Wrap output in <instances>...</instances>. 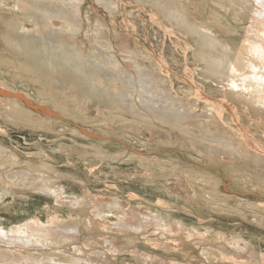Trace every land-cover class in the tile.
Returning <instances> with one entry per match:
<instances>
[{
  "label": "bare ground",
  "instance_id": "bare-ground-1",
  "mask_svg": "<svg viewBox=\"0 0 264 264\" xmlns=\"http://www.w3.org/2000/svg\"><path fill=\"white\" fill-rule=\"evenodd\" d=\"M18 1L13 0L14 10L15 8L19 10L21 6ZM134 1L141 6L140 11L147 5L152 8L148 13L158 27L167 29L170 26L159 15L163 13L170 21L178 23L179 27L187 29L196 37L201 36L202 41L196 42L198 45L194 50L191 49L189 36L185 37L183 39L185 47L180 48L182 51H179L180 56H176V59L166 51L167 44L160 56L151 49H147L143 54V51L126 49V54L129 55L127 58L129 68L118 65V60L113 54L112 42L101 41L91 56L93 60L94 57L97 58L91 64V69L99 76L97 80L101 95L109 102L117 100L124 106L134 108L139 114L149 117L151 122L157 121L156 124L176 123V128L183 136H204V139L196 143L199 155L189 157L200 166L210 165L225 170L228 166L236 169L244 162L248 166L262 167L264 161L251 157L254 150L244 153L247 158L241 160L240 156L244 151L228 127L232 126L234 131L255 136L249 127L261 123L259 127L262 128L261 134H264V0L242 1V4H250L251 21L245 36L241 37V44L236 49L233 48V41L229 35V26L223 23L226 19L224 13L217 12L213 16L211 12L203 10L200 12L203 18L200 16L202 18L200 22L195 23L190 18L193 14L187 10L182 0ZM82 2L83 0L68 2L36 0L33 4L39 6L42 17L49 23L53 18H57L68 28L65 31L75 36L82 27L80 8ZM115 3L116 0H108V4ZM3 4L0 0V5ZM218 4L225 7L223 2ZM211 16L213 18H210ZM188 31L186 33L189 34ZM52 33L50 31L46 36L53 45ZM96 34L99 35V31L96 30ZM139 42L136 43L138 47L141 46ZM27 46L32 47L33 43L27 42ZM34 47L38 52L37 44ZM57 48L49 55L48 63L55 62L70 75L86 77L89 82L96 81L94 75L84 73L83 58L80 55L71 58L64 46L59 45ZM43 49L47 53V49L45 47ZM190 51H193V60L198 65V70L188 66L191 60ZM169 59H175L179 66H185V71L192 70L194 73L202 74L205 85L220 93V97L215 98L199 90L204 94L209 107L185 104L173 93L175 88L172 79L168 80L163 76L164 72L170 74L173 71ZM190 83L195 86L192 79ZM15 99L27 105L33 101L30 93L22 90H15ZM27 113L23 115L28 116ZM217 121L224 126L218 125ZM185 127L193 128V133L187 134L181 130ZM257 142L261 145L259 140ZM257 142L252 149H258ZM185 144L191 146L190 142ZM132 153H129V158ZM18 154L15 152L12 156L5 145L0 143V174H3L2 170L12 162H19ZM37 154L40 158L47 156L43 151ZM226 155L230 157V161L224 159ZM28 158L30 162L34 161L31 156ZM120 160L121 163L123 160L127 161L125 157ZM137 160L139 161L137 168H141L142 174H138L129 185L138 183L140 188L148 190L157 198L153 203L149 201L145 204L140 201L136 203L137 207L130 210L125 208L119 195L111 197L106 206L101 207L89 201L86 191L66 190L64 186L56 185L54 180L58 176L60 178L59 172L54 169L53 172L49 167L48 169H51L49 171L53 172L55 177L51 178L50 174L46 176V172L43 173L42 169L36 167L31 168L32 170L22 168L9 174L7 182L0 177L1 209L20 204L24 209L22 217L26 218L22 225H15L10 214L8 219L0 216V264H113L109 261L106 249L96 250L95 245L88 244L86 249H75L76 254L68 249L52 247L53 245L61 247L76 241L78 239L76 235L82 233L87 226L93 227L97 222H101L108 230L116 229L127 235L148 234L144 243L148 241L152 247L160 248L171 255L164 256L165 253L159 255L156 253L159 249L152 252L142 250L138 245L141 242L136 238L121 243L105 238L102 241L101 246L110 250L111 246L115 245L118 247L131 245L141 257L140 264H264V238L259 236V232L264 233V213L261 206L247 202L236 193L233 195L236 202L229 204L225 212L220 211L217 199L219 197L215 196L214 191H222L223 188L213 187L211 185L213 182L207 175L195 177L182 168H175L173 172H166L161 168L157 170L149 166L154 161L143 155H139ZM34 174L39 177L38 180L34 179ZM196 179L201 182V187L192 184ZM202 187L208 190L202 191ZM23 188H28V191L19 198V191ZM28 192L51 196L57 206L49 204L31 216L29 212L31 205L28 203L35 195H28ZM162 196L168 197L169 200L163 199ZM39 198L43 199L41 194ZM8 203L11 205L8 206ZM113 210H118L117 213L121 211L115 222L109 221ZM46 216L49 219L45 221ZM244 228L249 232L252 229V234L241 233ZM159 239L173 242L174 247L164 248L156 242ZM90 242L100 244L96 239Z\"/></svg>",
  "mask_w": 264,
  "mask_h": 264
},
{
  "label": "rangeland",
  "instance_id": "rangeland-1",
  "mask_svg": "<svg viewBox=\"0 0 264 264\" xmlns=\"http://www.w3.org/2000/svg\"><path fill=\"white\" fill-rule=\"evenodd\" d=\"M2 1L4 4L0 5V91L3 93L0 92V143L5 145L12 156L15 152L19 153V162H12L2 170L3 174H0L5 182L8 181L9 174L22 168L42 169L41 171L46 172V176L50 174L51 178L55 177L54 169L60 175V178L58 176L54 180L56 185L64 186L66 190L86 191L89 201H93L101 207L106 206L111 197L119 195L123 199L125 208L130 210L137 207L136 203L140 201L145 204L149 201L153 203L157 198V196L151 195L148 190L140 188L138 183L135 184L136 186L129 185L138 174H142L141 168H137V163H139L137 157L143 155L154 161L149 166L157 170L161 168L166 172H173L175 168H182L184 171L194 174L195 177L202 174L207 175L213 182L211 184L213 187L223 188L222 191H214L215 196L219 197L217 199L220 211L225 212L228 210L229 204L236 202V197L233 195L237 193L247 202L257 203L262 207L264 213V164L262 167H258L248 166L243 162L236 169L228 166L225 170L210 165L200 166L189 157L190 155H199L196 143L204 139V136H183L181 131L176 128V123L166 125L162 122L159 124H156L157 121L151 122L149 117L139 114L134 108L124 106L117 100L109 102L99 92L100 87H98L97 80L99 76L91 69V64L97 58L94 57L93 60L91 56L101 41L112 42L113 54L119 63L117 64L129 68L127 61L129 55L126 54V49L143 51L142 54L147 49H151L160 56L167 44L166 51L176 59V56H180L178 55L179 51L185 47L183 44L185 37L189 36L188 39L192 44L191 49L195 50L198 45L196 42L202 41L201 36L196 37L187 29L179 27L178 23L170 21L163 13H159V15L170 26L167 29L160 26L159 28L148 13L152 8L147 5L148 7L146 6L140 11L141 6L134 0H116L114 5L108 4V0H83L80 5L82 27L75 36L65 31L68 28L61 20L53 18L54 20L52 19L49 23L47 19L43 18L39 6L33 4L36 0H16L21 5L19 10L13 9V0ZM58 1L68 2L70 0ZM242 1L182 0L187 6V10L193 14L190 15V18L195 23H199L203 18L200 13L203 10L211 12L213 16L217 12L224 13L226 19L223 20V23L229 26V35L235 49L241 44V37L245 36L251 21L249 17L250 4H242ZM218 2L225 3V7H220ZM31 3L33 6L29 5ZM96 30L99 31V35L96 34ZM50 31L54 35L52 37L53 45L46 36ZM138 41H140V47L136 46ZM27 42L33 43V46L28 47ZM36 44L38 52L35 51ZM59 45L64 46L71 58L80 55L83 58L84 73L94 75L96 81L89 82L86 77L70 75L55 62L48 63L49 55L53 54ZM44 47L47 49V53L44 51ZM189 57L191 60L188 66L198 70L199 67L193 60V51H190ZM175 59H169L173 71L170 74L164 72L163 76L168 80L172 79L175 88L173 93L185 104L190 103L201 108L209 107L204 94H201L199 90L209 96L220 97V93L205 85L202 74L194 73L192 70L185 71V66H179ZM191 79L195 86L190 83ZM15 90L29 92L33 99L32 103L28 105L19 103L15 99ZM216 107L225 110L222 107ZM24 113H27L29 117L24 116ZM219 122L216 123L224 126ZM260 124L255 123L249 127L255 136L239 133L234 131L232 126L228 127L244 151L240 156L241 160L247 158L244 153L254 150L251 157L264 161V152H256L264 151V134H261ZM181 130L187 134L193 133L191 127ZM258 140L261 145L257 142ZM185 142H190L191 146L186 145ZM255 142L258 143V149H252ZM40 151H43L47 156L40 158L37 154ZM128 152H134L130 158ZM30 156L34 161L28 160ZM123 157L127 161L123 160L121 163L120 159ZM224 159L230 161L228 155ZM155 164L156 166H154ZM43 165L45 166L43 167ZM33 177L35 180L39 179L36 174ZM198 179L193 180L192 184L201 187L202 184L198 182ZM27 189H20L19 198H22V194L26 195ZM251 189L255 190L250 192ZM206 190L208 188L202 187V191ZM29 194L36 196L30 198L31 202L28 203L31 205L29 209L31 216L49 204L57 206L51 196L34 192H28ZM39 194L43 199L39 198ZM133 196L137 197L134 199ZM162 198L169 200L165 196ZM20 207H22L20 204H15V207L10 206L5 210L0 207V216L3 219H8L10 214L15 225H22L26 218L22 217L24 209ZM117 212L118 210H113L109 221L118 220L121 211ZM44 219L46 221L49 217L46 216ZM96 225L87 226L82 233L76 235L78 238L76 241L61 247L53 245V249H68L71 253L76 254L75 249H86L88 244L95 245L96 250L105 251L106 249L109 261H112L113 264H140L142 260L131 245L111 246L112 250L101 246L104 238L114 239L116 243L128 242L131 238H136L141 242L138 245L142 250L152 252L159 249L156 252L159 255L166 252L160 248L152 247L148 241L144 243L148 234L127 235V233L119 232L116 229L108 230L101 222H97ZM242 231L240 232L252 234V229L251 232L246 228ZM150 235L152 234L150 233ZM259 236L264 238V233L259 232ZM92 239H96L100 244H92L90 242ZM156 242L163 245L164 248L174 247L173 242L172 244L164 239H159ZM167 254L170 255L167 252L164 256Z\"/></svg>",
  "mask_w": 264,
  "mask_h": 264
}]
</instances>
